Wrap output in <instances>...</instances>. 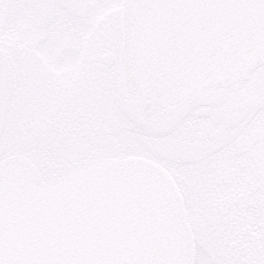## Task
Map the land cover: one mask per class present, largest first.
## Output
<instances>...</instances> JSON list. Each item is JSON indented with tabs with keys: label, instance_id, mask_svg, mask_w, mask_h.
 <instances>
[{
	"label": "snow or ice",
	"instance_id": "6c2138e0",
	"mask_svg": "<svg viewBox=\"0 0 264 264\" xmlns=\"http://www.w3.org/2000/svg\"><path fill=\"white\" fill-rule=\"evenodd\" d=\"M0 264H264V0H0Z\"/></svg>",
	"mask_w": 264,
	"mask_h": 264
}]
</instances>
